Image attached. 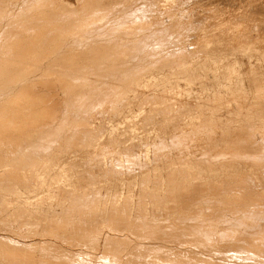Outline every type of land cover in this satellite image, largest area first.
<instances>
[{
    "label": "bare ground",
    "instance_id": "bare-ground-1",
    "mask_svg": "<svg viewBox=\"0 0 264 264\" xmlns=\"http://www.w3.org/2000/svg\"><path fill=\"white\" fill-rule=\"evenodd\" d=\"M51 1L52 0H16L14 3H12L10 0V2H6V4H4V7L6 6L7 8L0 6V63H4L0 65V103L5 101V104L0 105V168H2V171H0V212H8V208H31L32 210L36 211L46 209V213H44L45 218L56 220L58 227L61 228V232H55L53 235L57 237L61 236V241L64 243V247L56 246L55 241H50L46 239L47 236L39 233V225L35 229L36 233H33V236H31L30 239L25 240V243L27 242L26 244L28 245L38 244L40 246V254L32 251L36 253L37 258L34 260L24 257L18 259L11 254L13 247L11 248L7 245L8 240L2 239L0 246L3 250H5L6 254L3 257H0V264H264V160L262 153L264 152V120L261 122V124H256L257 122L254 123L255 121L253 122L252 120H249L251 118L250 114L254 113V111H251L253 105L250 108L251 110L248 109L251 111L250 114H248V110L247 112L244 110L245 114L242 112L243 115H239V111L238 118L232 115L234 114L230 110H234L230 107L232 104L227 108L223 107L227 110L230 108L229 110L232 112H230V114L233 116V118L236 117L235 123L232 122L236 124L234 126L231 121H229L232 125L230 123H226L227 126L220 127L218 122L219 120L217 121L219 117L214 118V114L209 115L210 119H204L207 126L205 122L203 125L205 124L207 128L212 130L208 131L211 133L214 131L215 133H219V136L216 135L217 133H214L217 139L213 136V133L210 134L215 138V140H218L217 143L220 144V148L216 151L215 149L211 150L213 153L208 155L207 153L211 152V148H207L209 145H211L210 141L208 142V138L210 137H207L208 140H206V137L203 136V138H205L204 140L207 141L206 144L210 143L208 146L205 144L207 147L200 142L201 138L195 137L196 139L200 140H197L199 141V143H196L197 149L198 144L199 149L202 145L205 146V149H208L207 152H204L207 154L206 158L204 157L205 159H197L198 161L193 162L194 164L187 162L188 159L192 160L195 157L193 155L196 148L195 145L194 152L192 151L193 149L191 150V153L193 152L192 155H190L191 153L188 151L190 153L189 156H194L193 158H187V160H183L179 157V155H177L180 160H183V164H181V161L177 160L179 158L175 156L176 161L180 162V170H174V172H171L173 169H171L172 166H169L171 170H169L170 173H168L166 178L168 191L166 190L165 194L168 203L161 209L160 205H158L160 210H158L156 206L157 211L152 214L146 209L143 202L140 201L136 203V212L134 215H132V208L134 207V204L130 201V199L128 197H121L109 192L110 187L117 186V179H110L112 176L107 178V176L102 177L100 175L102 178L106 179L104 181H102V179H98L100 182H95V180L100 177V172L97 170L99 172V177L95 179L93 176L95 173L92 171V169L89 170L83 167L87 157H95V163L92 161L93 159H88L91 160L96 166L98 163H102L104 160L102 159V161H100L99 157L102 156L100 151L105 147L114 148L115 143L117 142L116 139L111 133H109L108 138L104 137V135H102L103 131H106L107 129L112 130V126L121 124L125 121L127 123L128 129L124 126L126 131L123 130V133H137L132 130L135 129L137 125V123L132 120L135 115H137V117L138 113L141 115V112L143 111L142 109H144V107H146V110L148 108L150 109V107L153 105L155 108H163L160 102H165L167 100V94H165L166 98H164V101L160 99L162 101L155 103L157 101V97L153 95L152 98L155 96L156 101H149L152 98L148 97V94H146L148 90L150 92L151 87H149L150 89H146L147 91L145 88L150 85L152 86L153 84L156 86L155 84L157 82H161L162 76L158 77V74L154 75V69L149 71L151 67H153L155 64L157 66H154V68H157L158 66H162L160 68H163L166 65H168L166 66L167 68H170V65H174L172 64L175 61L174 59L170 60H174L173 62H170L169 60V62H166L167 57L172 55V52H170V55L168 56L167 51L169 50H161L166 42L167 45L178 42V46L181 48H177V52L179 53V55H177L182 57L180 54L185 53L184 48H182L185 46V43H188V41L191 43L198 41L195 43V46L193 47L194 49L190 47L193 50H190L187 44L185 48H189V53L196 50H208L209 48L210 52L207 51V53L212 55H209L210 57L208 56V61L210 59L216 63L217 60L219 61V59L225 57V55H228V53L233 56L232 53L235 51H241L240 54H242L243 51L246 52V54L249 51H256V53L259 52L258 55H260L261 53H264V46L262 45L263 42H261V36H264L263 31L261 28L259 31H257V33H260L258 34L260 36L259 38L257 33H253V30L256 31L255 26H257V30L259 25L264 27V11L260 15V8H257V10H260V12L256 10L258 15L263 16V18L260 19L262 20L260 22H263V25L261 23L255 22V19H253L252 22H255V24L252 25L248 33H243L236 36V38H234L235 42L233 44L225 45L220 42L214 43L215 41H221L222 38L215 39L211 35L203 34V31L205 30L203 26L204 20L198 17L193 11L191 13V19L189 22H187V24L181 23L178 24V26H171L169 31L154 29V33L143 35L137 43H126L128 46L126 53H129L133 56L131 60L129 58H122L121 54L123 52L118 48H113V43L110 42L112 39L110 34L111 30L127 26L128 24L124 23L125 20H121L116 24V27L113 26L114 28L110 25V27H107L106 22L103 26H100L104 20L108 19L110 16L113 17L112 13L109 15H104L102 10V8H105L104 0H74V4L72 3V0H63L64 5L74 8L73 10L67 9L64 12H59L56 9L49 8L50 4H52ZM132 1L133 0H124L122 2H115L113 4L115 11L118 10L119 12L120 10L121 12L123 10L122 14H118V19L115 17L117 19L116 21L120 20L121 17L126 19L132 16V18H134V15L137 13L148 12L146 6H144L145 8L143 7L144 9L141 8V11L132 9L133 4L130 6ZM204 1L205 0L198 1L196 4L199 5V7L207 6L211 0L207 1V3L206 1L204 3ZM227 1L231 3H233V1L235 2V0ZM150 2L151 1L147 2V4ZM152 3H154V1ZM186 3L184 2V4ZM225 3L227 4L226 1ZM2 4L3 2L0 0V5ZM139 4H141V2H139ZM158 5L159 4H157L156 7ZM159 6L157 7L159 8L157 10H161ZM194 6L195 4H193V7ZM228 7L230 8L229 3ZM256 11L254 12L255 14H257ZM150 12L151 11H149V14L152 15L153 12ZM254 13L250 14L254 16ZM186 15L188 16V12ZM184 16L185 14L182 16V18H184ZM133 21L131 20V23ZM127 23H129V21ZM249 23H251V21ZM145 25V27H143L146 31L148 27L150 28L149 21L146 22ZM71 29H77V31L74 33H68ZM263 38L264 37H262V41L264 40ZM169 39H172V42L169 43ZM256 39H258L260 42L256 41ZM46 46H49L47 47V50L44 49ZM174 47H177V45ZM41 48H43L44 51ZM166 48H168V46ZM171 48L172 47L170 45V49ZM197 51L195 52L196 55L194 54L195 59L198 58ZM186 53V56L191 55H187ZM202 53H204V51ZM238 53H235V55ZM32 54H42V59L46 63L45 67L41 65V62L35 67L36 71L40 73L36 80H43L44 82L42 81L39 83H33L32 81L27 80L30 78L27 75L9 74L10 71H20L22 69H26L24 66V61L26 60H23L21 57ZM69 55H71V57L74 56L76 58V62L84 60L88 66H78V64L73 65L72 63L74 62V59L70 60V64H68L69 66L62 65V62H64ZM185 55L183 56L184 59L186 58ZM243 55L245 54L243 53ZM258 55L256 54L255 57L257 58ZM178 56H174L173 58H177L179 60ZM238 56L233 57H236L237 59ZM242 57L244 58L245 56ZM248 57L249 56L246 58ZM187 58H190L192 63L195 60L193 58L192 61L190 56ZM249 58L252 60L251 56ZM225 59L223 58V61H227L228 58L225 57ZM202 60L200 59V61ZM231 60L232 59H230V61ZM235 60L232 61V63H237ZM248 60L246 62H248ZM181 61L182 60L179 62ZM220 61H222V59ZM228 62L229 61L225 62V65L220 62L221 65H224V67L226 66L225 69L223 67V75H225L229 68L234 69L235 65L233 66V64H227ZM174 63L176 64L177 62ZM186 63L187 61L185 60L181 62L182 65L179 63V70L176 69V66V68H174L178 71H180L181 67L184 68L182 69L184 71L182 77L186 79L185 83L188 81L197 82L196 79H200L199 77L201 76L199 75L198 71H203L204 69H207V67L202 65L203 67L201 66V68L197 71V65L195 64L196 66H192L190 68H194L196 71L193 70L194 72H190L188 70V66L192 64L187 66L189 63ZM243 63L244 62L241 64ZM204 65H207V63ZM217 65L218 64H216V67ZM53 66L57 67L53 68ZM55 69L59 70L60 72L53 73L52 75L49 74V70ZM159 69H155L156 72ZM171 69L173 70V68ZM164 70L165 69L160 72L163 73ZM210 70L212 73L211 68ZM144 71L149 72L148 74H145ZM169 72L170 71L167 73L172 74V72ZM201 74L204 75L207 73ZM177 75H179V72ZM212 75L214 74L212 73ZM212 75L209 76V78H211L209 82L211 83L214 79V76L212 79ZM173 77L175 76H172V78ZM203 77L205 78V76ZM105 78L106 80L113 79V81H104ZM177 78L179 77L177 76ZM177 78H175L176 80L173 78V80L178 81ZM53 79H56L59 82L56 83L53 81ZM206 79H208V76ZM225 79L227 82L230 81L229 78ZM167 80L163 86L161 84L160 87L163 89L160 91H166V88H168L166 86L168 82H173ZM179 80H181V78ZM218 80L219 75L215 81ZM164 81L165 79L163 82ZM201 81L202 79H200V82ZM171 84L172 83L168 85ZM141 85L146 87H144V89H140ZM201 87L203 88V86H200L199 88ZM255 89L256 91L254 94V101H259L262 97V99H264V88H262L256 82ZM154 91L156 90H153V92ZM219 91L221 94H223L221 90ZM164 93L159 95L163 96ZM214 93L217 95V92ZM168 94L170 95V93ZM172 94L169 97H172ZM216 95L212 99V108L210 109H213L214 107L216 108L217 106L219 107L220 104H224L220 102L222 101L221 99L229 100L230 102L227 103L230 104L233 101L231 99L234 98V94H229L231 95L229 99H224L223 97L225 96L217 99ZM161 96L158 97V99L161 98ZM173 97L172 99L177 98L176 96L175 98ZM237 97L238 96L235 98ZM20 98L23 99L20 100ZM146 98H150L147 101L153 102L152 106H149L148 102H145V106L143 107L142 104ZM243 98H246V96ZM143 99L144 101L141 104L143 107L141 109L142 111L140 109H136L138 108L137 106L140 105L137 102L140 103V100ZM199 99L200 98L195 100ZM183 100L184 102H187L186 99ZM200 100L196 102L197 105ZM240 100L241 102H244V99L242 100V98L239 97L238 101L240 102ZM172 101L175 103V100ZM191 101L192 100L189 99V102ZM238 101L237 103H239ZM9 102L11 104L7 106L6 104ZM192 102L195 104V101ZM260 102L261 101L258 103ZM135 103L137 105L135 109L141 111H137V114H135L136 112L133 108ZM168 103L166 102L164 104L168 105ZM173 103L171 104L170 102L169 104L173 105ZM201 103L203 102L201 101L199 104ZM205 103H209L205 104L206 106L210 105V102L207 100ZM252 103L255 105V102ZM258 103L254 109L257 115L262 116L264 114V102L261 104ZM147 104L149 107L146 106ZM183 104L185 105V103ZM244 105L247 106L246 104ZM168 106L170 107V105ZM191 106L194 107L196 105ZM232 106L234 107V105ZM241 106H243L242 103ZM197 107L198 106H196V108ZM243 107L239 108L238 110L242 109ZM155 108L153 107V109ZM182 108L180 109L181 112ZM191 108L186 110L194 109ZM145 109L144 111H146ZM153 109L152 111L154 112ZM210 109H208L209 112ZM150 110L149 112L144 113L145 116L142 115L144 117L141 118V121H150L152 118L151 115L153 114L152 111L150 113ZM158 110L159 109H157V111ZM159 111L158 113H161V111ZM162 111L163 113L161 114L166 115V113H164V111H166L165 107L162 109ZM217 111L221 112L219 110ZM241 111H243V109ZM107 112H109V114L108 116H105H107L106 118L108 121H111L109 126H106L107 128L103 127V121L100 123H95L92 121V117L94 118L95 115L100 114L103 116L104 113L107 114ZM167 112H169L170 115L173 113H170V110ZM214 112L215 111H213V113ZM177 113H179V111ZM161 114H159V116H161ZM26 115L29 117L27 122L24 121V117ZM153 115V118H155L156 114ZM170 115L168 118H170ZM200 116L203 117L202 114H200ZM161 117L159 118L162 121L163 118L161 119ZM198 117L199 114H197L196 119L198 122H200ZM212 118L214 119L212 120ZM259 120L258 118L256 119V121ZM153 121H155V119ZM214 122H218V124ZM171 123L172 122H169V125ZM200 126H202V124ZM192 130L195 129L193 128ZM172 131H174V129ZM199 132H202V130H199ZM195 134L200 137L198 133ZM174 135L175 134L171 135L172 138ZM183 135H185V133ZM178 136L181 137L180 134ZM176 139L174 144H176ZM183 139H185V137ZM188 139L189 138L187 137L186 140ZM211 139L212 138H210V140ZM194 141L195 140H193V142ZM214 145L216 146L218 144ZM126 146L127 151L125 155L127 163L129 166H134L136 165L134 159L136 154L133 155L134 152L131 153L130 148H133L132 146H135V144L128 142ZM191 146L193 147L192 144ZM188 148L189 146L186 149ZM204 148L202 151H205ZM215 148H217V146ZM174 150L175 149H173V151ZM173 151V155H176ZM179 151H181V149ZM72 153H78V156L81 157L78 164L80 163V167L84 169V172L81 174V176H79L76 187L71 189H57L54 199L50 198L51 200H54V202L57 200L56 204L58 206L54 204L55 207L57 206L56 208L52 205L53 201H50V203L45 205L40 204L39 201L42 200L41 197L35 201L17 205L7 203L6 197L11 195L6 193L15 194L19 191L18 187L21 184L24 185V190H33L37 184H35V186H33L31 189H28L29 184L27 181L23 180V172L15 171L11 172L9 175H6L7 170L5 167H2L4 160H11L21 163L22 161L34 160L39 156L50 155L51 158H61L69 156ZM185 153L186 152H184V154ZM166 154H168V152ZM97 157L99 159L98 163L96 162ZM166 157L167 155L165 158ZM186 157H188V155ZM168 158L170 157L168 156ZM196 158H199V156ZM171 159H173V157ZM171 159H168L169 163L172 161ZM81 160L85 162H82ZM155 160L156 159H154V161ZM168 160H165L167 163H164L163 161L160 165L162 166L163 164H168ZM184 161L187 163H184ZM161 162L159 161V163ZM159 163L154 165H158ZM94 164L92 165L94 166ZM148 164L149 163L146 162L147 167H151L148 166ZM173 164L175 165L174 162L172 165ZM85 167H87V165ZM159 167L157 166V168ZM92 168L96 169L97 167L95 168L94 166ZM154 168L155 169H153V172L156 174L158 171L156 167ZM140 170L141 169H139V171ZM102 171H104V169L101 170V172ZM129 171H132V169ZM201 172H204L205 174ZM142 174L141 181L145 182L147 175L144 176L145 172H142ZM195 175H198L200 178V182H198L199 187L197 188L190 185V180L194 178ZM49 178H52V176L46 175L45 179L48 180ZM207 178L210 179L207 180ZM36 179L37 176H35V180ZM178 179H180L181 182H179ZM39 181L42 182L43 179H39ZM44 183L46 182L44 181L40 184ZM154 190L158 191L157 188H154ZM159 190H162V187L159 188ZM35 196L36 195H34V197ZM56 196H58L57 199H55ZM155 197L159 198V196ZM161 201L162 199H160L159 202ZM36 219L40 220V216ZM101 225H104L103 228ZM103 229L106 230L105 233L103 232ZM122 230L129 231V234L122 233ZM119 232H121V234H119ZM133 236L135 239L131 240ZM101 239L103 240V243L100 245L99 241ZM168 242L178 243L180 245L188 244L189 247L192 245L193 248L198 250L197 252L192 250L187 251L188 249L175 250L173 246L176 244H173L171 247L169 246L171 244L167 245ZM201 249L205 252H208V254H214V257H207L208 254L207 256H203V253V255H201ZM106 254H111V256H106Z\"/></svg>",
    "mask_w": 264,
    "mask_h": 264
},
{
    "label": "rangeland",
    "instance_id": "rangeland-1",
    "mask_svg": "<svg viewBox=\"0 0 264 264\" xmlns=\"http://www.w3.org/2000/svg\"><path fill=\"white\" fill-rule=\"evenodd\" d=\"M15 1L16 0H11L12 3H14ZM122 1H124V0H104L105 8H102V10L104 12V15H106V14L109 15V14L112 13L114 18L112 16H110L106 20H109V19H112V20H109V21L104 20V22H102L100 26H103L105 24V22H106L107 27L109 25L112 26V27L113 26L116 27L117 23H119L121 20H123V21L125 20L124 23L128 24L127 26H124L123 28H116V29H112L111 30L110 34H111L112 39L110 40V42L113 43L112 44L113 48H116V49L118 48V49H120L123 52L121 54L122 58H129L131 60H132L133 56L130 55L129 53H126V51L128 49V46H127L126 43H129V44H131L133 42L137 43L139 41V39L143 35L149 34V33H154L153 32L154 29H162V30L169 31V28L171 26H178V24H181V23L187 24V22H189V20L191 19V13L193 11L197 14L198 17H200V18H202L204 20L203 26H204L205 30L203 31V34L204 35H211L215 39L222 38L221 41H215L214 43L220 42L223 45H225V44H233L235 42L234 38H236V36H238L240 34H243V33H248L250 31L252 25L255 24V22L261 23L260 21H262V20H260V19H262L263 16H260V15L264 11L263 10L264 9V0H235V2L233 1L234 4L229 2V1H227V0H225L227 2V4L225 3L224 0L223 1H221V0H211V1L210 0H205L206 3H207V1H210V2L207 4V6H202L205 3V1H204V3L201 5L202 7H199V5L196 4V3H198V1H201V0H196L197 2L195 0L194 1H191V0H187V1L186 0H182V1L181 0L180 1H178V0H149L151 2L148 3V4H147V2H149L148 0H143L144 2L142 0H133L132 2H134V3L131 2V4H130V6L133 4L132 5V9L141 11V8L144 9L145 8L144 6H146L147 9H148L147 10L148 12H146V13H143V12L142 13L141 12L137 13V14L134 15V18H132V16L128 17L126 19L121 17L120 20L116 21L118 19V14L119 15L122 14L123 10L121 12H120V10H119V12H118V10L115 11L113 4L115 2H122ZM135 1H137V2H135ZM145 1H146V3H145ZM153 1H154V3H152ZM2 2H3V4L0 5V6L4 7V4H6V2H10V0H2ZM139 2H141L142 5L139 4ZM184 2L185 3L187 2V3L184 4ZM189 2H191L192 5ZM51 3L52 4H50L49 8L56 9L59 12H64L67 9H69V10L70 9H72V10L74 9V8H72L70 6L68 7V6L64 5L63 0H52ZM72 3L73 4L75 3L74 0H72ZM143 3L147 4V5H144ZM228 3H229L230 8L228 7ZM157 4L160 5V6L159 5L158 6L160 7L161 10H157V9H159V8H157L158 6L156 7ZM188 4H190V5H188ZM193 4H195L194 7H193ZM66 7H68V8H66ZM138 7H139V9H138ZM149 8H151V9H149ZM257 8H260L261 12H260V10L258 11ZM256 10L258 12H260L259 13L260 15H258V12ZM149 11H151L150 13L153 12L154 14L153 13H152V15L149 14ZM156 11H158V12H156ZM186 11L188 12V16L186 15L187 14ZM255 11L257 12V14L254 13ZM116 12H117V14H116ZM250 13L251 14L254 13V16L251 15ZM184 14L188 18H186L185 16H184V18H182V16ZM124 17H125V15H124ZM133 19H134V21H133ZM253 19H255V22H252ZM131 20L133 21L132 23H131ZM128 21H129V23H127ZM148 21H149L150 28L147 26L149 29L147 28L148 31L147 30L145 31L144 27L146 26L145 24ZM183 21H185V22H183ZM250 21H251V23H249ZM112 22H113V24H112ZM141 22H143L144 24L141 23ZM261 24L263 25V22ZM256 25H258V24H256ZM260 28L263 31V35H264V27H262L261 25L258 26V30H257V26H255L256 31L253 30V33L254 34L257 33V31H259ZM76 31H77V29H71L68 33H74ZM262 31H261V33H262ZM258 34H260V33H257V35ZM262 37H264V36H261V42H263L262 45L264 46V40L262 41ZM259 38H260V36H259ZM256 41H258V39H256ZM168 42L169 43L172 42V39H169ZM197 42L195 41V42L191 43L190 41H188V43L187 42L185 43V46L187 44V46L189 48L190 47L193 48L195 46V43H197ZM258 42H260V41H258ZM174 43H170L169 45H167V42H166V44L164 45L165 48L162 47L161 50L162 49L169 50V51L166 50L168 52V56L170 55V52H172V55L167 57V61L166 62H169L170 60L174 59L175 61L174 60L173 61L177 62L176 63L177 65L173 61H170V62H173L172 64H174V65H170L169 64L171 66L170 68L166 67L168 65H166V66L164 65L165 67H163V68H160L162 66H158L157 68L156 67L154 68V66H157L155 64L153 67H151V69H149V71L154 69V71H153L154 75L158 74L159 75L158 77H161V76L163 77V78L161 77V82L159 81L160 83L157 82L155 84L156 86H154V84H153L152 86L150 85V86H147V88H145V90H146V89H150L149 87H151L150 92H149V90L148 91L146 90L150 94L147 93V92H146V94H148V97H150V98H152V96L155 95L157 97L156 98L157 101L155 100V96H154V98H152V99L149 98L150 100L146 98L145 101L143 99V100H140L141 101L140 103L137 102L138 104L141 105L143 103V101H144V103L142 104L143 107H144L145 106V102L146 103L148 102L147 100H149V101L152 100L153 102L156 101L155 103H159L162 100L164 101V98L168 97V98H166L167 100L165 102H160V104L163 106V108H155L154 105L152 106L153 102H148L149 106H152V107H150L151 110L148 108L149 106L147 104L146 106H148L147 107L148 109L146 110L145 109L146 107H144V109L146 110V111H144V109H142L143 108L142 105L140 107V105L137 106L136 103H135L134 104L135 107L133 106L134 111L136 112V113L134 112L135 114H137L141 109L144 111L143 112L141 110L142 111V112L140 111L141 115H140V113H138V117H137V115H135L136 116V117L134 116L135 119L134 118L132 119V120H134L137 123L136 128L132 129V130L134 132H137V133H125L124 134L123 132L126 131V128L128 129L127 123L125 121L123 122L125 125L123 123L118 124V125H114V126H112V130H108L107 129L106 131H103V133H102V135H104V137H106V138H108L109 133H111L112 136L117 141L115 143L114 148L113 147L112 148L111 147H109V148L105 147V148H103L100 151V153H102V156L99 157L100 161H102V159L104 161H102V163L100 162L101 164L98 163L99 159L97 157L96 162L98 164L96 163L97 164V166H96L94 164L95 163V157L94 158L93 157H87L86 160H85L86 162L81 160L82 162H85V164L83 165V167L85 169H89V170L92 169V171L97 175V176L95 174L93 175L95 179L101 175L102 177H104V176L106 177L107 176V178L112 176V177H110V179H117L118 180L117 186L110 187L109 192L113 193L115 195L121 196V197H128L130 199V201L134 204V207L132 208V215H134L135 212H136V207H135L136 203H138L140 201L143 202L144 206L146 207V209L151 214L157 211L156 206L158 208V205H160V209H161L168 203L167 199L165 197L166 190H167L166 178L168 176V173H170L169 170L173 169V171L171 170V172H174V170H180V168H179V166H180L179 163L180 162L179 161H181V164H183V162H182L183 160H185V159L187 160V158H193L194 156H195L194 158L199 156V158H196V159L193 158L192 159L193 161L191 159H188V161H187L188 163L189 162L190 163L197 162L198 160H201L204 157L206 158L207 154L209 155L210 153H213L211 150L215 149V151H216V150H218L220 148V146H219L220 144L217 143L218 140H215V138L217 139V137L215 136V134L217 132L216 133H215V131L212 132L213 136L215 137L214 138L213 136H211L212 133L210 131H212V130H210L209 128L206 127L207 124H206V121L204 119H206V120H208V118L210 119V117H209L210 114H212V115L214 114V116H215L214 118L219 117V119H217V121L219 120L218 122H219L220 127H223V126H227L226 123H230L229 121H231V123L232 122L235 123V118L239 117L238 116L239 111L241 113V114L239 113V115H243L242 112H244V110H246V112H247L248 109L251 110L250 108L253 105L252 106L253 108H252L251 111L252 112L254 111L253 114L255 116L253 114H250L251 111L248 110V112H249L248 114L251 115L250 116L251 118L249 120H252L253 122L255 121L254 123L257 122L256 124H259V123L261 124V122L264 120V116H263L264 114L262 116H259V115L256 114V111L254 109L256 104L259 101H261V102L258 103V104H261V103L264 102V99H262L263 98L262 96H261L262 98L259 97L261 100H259V101L255 100L254 101V99H255L254 98V94H255V91H256V89H255L256 82L262 88H264V53H261L260 55H258L259 52L256 53V51L255 52L254 51H249L246 54V52L243 51L242 54H240L241 51L240 52L239 51H237V52L235 51L234 53H232L233 56H238V55L241 56V57L238 56L237 59H236V57H233V56H231V54L228 53V55H225V57L228 58L227 61H229L227 64H233V66L234 65L235 66H234V69L229 68L226 71L225 75H223V71L222 70H223V67L225 65V62H227V61H223V58L225 59V57L221 58L222 61H220L221 59H219V61L217 60V63L215 61H213V60L211 61L210 59L208 61V58L210 57L209 55H212V54L207 53V51L210 52L209 48H208V50L207 49L203 50L204 53H202L203 52L202 50H198V51L196 50L198 58L195 59L194 54L196 55V53H195L196 51H193V52L189 53L190 50H193L194 48L193 49L190 48V50H188L189 48H187V47L185 48V46H183L182 48H184L185 53L187 52L186 53L187 55H189V54L192 55V56L189 55L192 58V61H193V58L195 59L193 61V63H192L190 58H187L189 56H186L185 53H183L186 56L185 59L183 57L184 56L183 54H180L182 57L178 56L179 53L177 52V48L180 47V46H178L179 45L178 42L177 43L174 42ZM192 44H193V46H192ZM166 45L168 46V48H166L167 47ZM170 45L172 47L171 48L172 51L170 49ZM175 45H177V47H174ZM260 45H261V43H260ZM47 47H49V46L44 47V49L47 50ZM41 49L44 51L43 48H41ZM235 53H238V54L235 55ZM243 53L245 55H243ZM203 54H207V55H203ZM256 54L258 55L257 58L255 57ZM246 55L249 56V57L251 56L252 60L249 57H248L249 58V60H248V58H246L247 57ZM174 56L175 57L178 56L179 60L177 58L176 59L173 58ZM227 56H229V57H227ZM242 56H245V57L243 58ZM252 56H254V57H252ZM21 58L23 60H26V61H24V66L26 67V69H22L20 71H10L9 74H13V75H27V76L30 77L29 79H27L28 81H32L33 83L42 82L43 80H36V78L39 76L40 73L38 71H36V69H35V67L37 65H39L40 62H41V65H43V67L46 66L45 61L42 59V54L24 55ZM202 58H203V60H202ZM240 58L242 59V61H241ZM245 58L248 60L249 63L246 62L247 60ZM72 59H74V62L72 63L73 65H77L78 64V66H88V64L84 60L80 61V62H76V58L74 56L71 57V55H69L65 59V61L62 62V65L69 66L68 64H70V60H72ZM200 59L202 61H200ZM230 59H232V60L230 61ZM243 59H245V60H243ZM180 60L187 61V63H189V64L186 63L187 66L192 64V65L188 66V70L190 72L191 71L194 72L196 70L198 71L201 68L202 65L207 67V69H204L203 71L202 70L198 71L199 75H201L199 78L202 79V81L200 82V79H196L197 82L196 81H194V82L196 84L198 83L199 86H198V84L196 85L193 81L192 82L188 81L189 83L186 82L187 83V85H186V83H185L186 79H184L182 77V74L184 72L182 69H184V68L181 67L180 71H178L179 67H180L179 63L181 64V62H182V61L179 62ZM196 60H197V62L195 63ZM234 60L237 61V63L236 62L232 63V61H234ZM238 60H239V62H238ZM199 61H200V63H199ZM203 61H204V63H203ZM205 61H206L207 65L209 64L208 66L204 65V64H206ZM240 61H241V63L242 62H244V63L241 64ZM220 62H222V64H224V65H221ZM1 64H4V63H0V65ZM216 64H218L220 66L217 65V67H216ZM50 66H52V65H50ZM192 66H196V70L194 68H190ZM56 67L57 66H53V68H56ZM174 67L176 69H178V70H176ZM171 68H173V70ZM210 68L212 69V73L214 75H212ZM225 68H226V66L224 67V69ZM155 69L156 70L159 69V70L156 72ZM163 69H165L164 72L165 71H167V72L170 71L169 73L172 72V74L174 73L175 75L174 74L173 75L172 74H168L167 72L161 73L163 71ZM55 70H49V74L52 75L53 73L60 72L57 69H55ZM218 70H220V71H218ZM149 71H144V73L148 74ZM206 71H209V72H206ZM178 72H179V75H177ZM200 72L201 73H207V74L203 75ZM166 73H167V75H166ZM209 73L212 75V79H213V76H214V79H213L212 83L209 82L211 80V78H209V76H211ZM215 73H218V74H215ZM176 75L179 78H177ZM206 75L208 76V79H206L207 78ZM216 75L217 76L219 75V80L218 81H215L217 79ZM172 76H175L173 78L174 79L177 78L178 81H174ZM203 76H205V78ZM167 78H168V80H167ZM171 78H172V80H171ZM180 78H181V80H179ZM225 78H229L230 81L227 82ZM164 79H165V81L163 82ZM204 79L207 80V81H205ZM107 80H106V78L104 79V81H107ZM111 80L113 81V79H109L108 81H111ZM166 80L167 81L170 80V81H173V82H168V84L172 83L171 85H168V84L166 85L168 87V88H166V91L167 90L168 91L167 92L166 91L162 92L160 90H162L163 88L160 87V86H161V84L163 86V84H165ZM198 80H199V82H198ZM53 81L56 82V83L59 82L56 79H53ZM190 82H191V84L192 83L193 84L191 85ZM206 82L207 83L209 82V83L207 84ZM174 83H177V84H174ZM205 83H206V85L204 86ZM188 84H189V86H188ZM229 84L231 85V87H230ZM170 86H172V87H170ZM200 86H203V88L202 87L199 88ZM141 87H143V88H141ZM144 87H146V86L141 85L140 89H144ZM152 87H153V89H152ZM153 90H156L159 93H157L156 91L153 92ZM219 90H221V92L223 94H221ZM214 92H217V95ZM156 93L158 95L159 94L162 95V93H164V94H163V96H161V95L158 96ZM168 93H170V95L173 93L174 95L172 94V97L174 96L173 98H175V96H176L177 98L172 99V97H169L170 95ZM165 94H167V96ZM229 94H231V95L234 94L233 95L234 98L232 97L233 99H231V100L234 101V99H235L236 102L232 101L233 103L231 102L230 104H228L230 102L229 100L221 99L222 101H220V102H222L224 104H222V105L220 104L221 105V106L219 105L220 108L217 106L218 108L214 107L213 109H210V108H212V106H211L212 99H213V97L215 95H216L217 99H220L223 96H225V97H223L224 99L225 98L229 99L231 97V95H229ZM242 94H243V96H242ZM160 96H161V98L158 99V97H160ZM236 96H238V97L235 98ZM245 96H246V98H243ZM239 97L242 98V100L244 99L243 100L244 102H241V100L239 102L238 101ZM180 98L181 99L182 98L186 99L187 102H184V100L183 99L181 100ZM198 98L202 99V100H200V99L199 100H200V102L202 101L203 103L199 104L200 102H198V105H197L196 102L199 101V100H195V99H198ZM259 98H257V99H259ZM22 99L23 98H20V100H22ZM160 99H162V100H160ZM189 99L192 100V101H195V104H193L194 102H192V101L189 102ZM172 100H175L174 102L176 104L173 103ZM203 100H205V101H203ZM206 100L208 102H210L209 106H211V107L205 105V104H209V103H205ZM168 101H169V103L171 102V104L173 103V105L169 104ZM237 101L239 103H237ZM245 101H247V102H245ZM4 102L0 103V105L1 104H5ZM166 102L168 103V105H170V107L167 104H164ZM180 102L185 103V105L183 103H180ZM250 102L251 103L255 102V105L253 103L251 104ZM18 103H20V102H18ZM241 103H242V105L245 108L246 107H249V108L245 109L243 106H241ZM249 103H250V105H249ZM10 104L11 103L9 102L6 105L9 106ZM231 104L234 105V107ZM244 104H246L247 106H245ZM180 105L182 107L183 106L184 107L182 108ZM191 105H196L199 108L198 107L196 108V106L193 107ZM225 105H227V106H225ZM229 105H231L230 107L234 109V110H232V109L229 108L234 113L232 115L236 116L234 118L230 114L231 111L229 109L228 110L226 109ZM136 106L138 108H136ZM178 106H179V108H178ZM153 107L155 109H153ZM164 107L166 108V111H164V113H166V115L169 114V112H167L169 110L171 111L170 113L173 112L171 115L169 114L170 118H168L169 115H167V117H166V115L161 114V113H163L162 109H164ZM180 107L182 108V112L183 113L181 112V110H180L181 108ZM191 107L194 108V109H192ZM207 107H208V109H210V112L208 111ZM223 107H226V108H223ZM241 107H243L242 108L243 111H241L242 109L238 110ZM135 108L136 109H140V110L138 111ZM189 108H191L192 110H186V109H189ZM152 109L154 110V112L152 111ZM157 109H159L161 111V113H158L159 110L157 111ZM172 109L177 111V112L179 111V113L173 111ZM176 109H178V110H176ZM224 109L227 110L226 111L227 114H226V112H224L225 111ZM149 110H150V113L152 111L153 114H156L155 118H153L154 115L152 114L151 116H152L153 119L151 118L150 121H148V122L141 121V118L145 116L144 113L145 112H149ZM212 110L215 111V112L213 113ZM217 110H219L221 112H218ZM235 110H236V113H235ZM108 114H109V112H107V114L104 113L103 116H101L100 114L99 115H95V117H99V118H95L94 117L95 118L94 119L92 117V121H94L95 123H100V122L103 121V125H104L103 127L107 128L109 126L110 122H111L110 120L108 121V119L106 118L108 116ZM159 114H161L162 117L159 116ZM197 114H199L198 119H200V122H198V120L196 119ZM200 114H202L203 117H201ZM244 114H245V112H244ZM105 115H107V116H105ZM142 115H144V116H142ZM217 115H219V116H217ZM156 117H158V118L161 117V119L162 118L163 119H167L168 118V119L167 120H163L162 119V121H161L160 118L158 119ZM164 117H166V118H164ZM261 117H263V118H261ZM104 118H106L107 120L104 119ZM214 118H212V120ZM248 118H249V115H248ZM257 118H258V120L259 119L260 120L256 121ZM154 119H155V121H153ZM244 119H246V118H244ZM28 120H29V117L26 115L24 117V121L27 122ZM168 120H169V122H172L171 123L172 125L171 124L169 125ZM201 120H202V122H201ZM204 122H205L206 126H205V124L203 125ZM218 122H214V123L218 124ZM174 123H175V125H174ZM197 123H199L200 125L202 124L203 128H202V126H200ZM234 123H232L233 126L236 125ZM198 125L201 128L198 127L199 128L198 129L197 128ZM122 128H124V129H122ZM193 128L195 130H192ZM196 128H197L198 131L196 130ZM173 129H174V131H172ZM177 130H178V132H179L181 137L178 136L179 134H178ZM179 130L181 131V133L182 132L183 133L181 134ZM199 130H202V132H199ZM208 130H210V131H208ZM190 131L191 132L193 131V132L191 133ZM172 132H173V134H175L174 135L175 137L173 136V138L171 136V135H173ZM41 133H40V135H41ZM184 133H185V135H183ZM195 133H198V135L200 137H198ZM218 134L219 133H217L216 135H218ZM186 135H188V136H186ZM183 136L185 137V139H183L184 138ZM203 136L206 137V140L209 139L208 142L210 141L211 145H209L210 143L206 144L207 141L204 140L205 138H203ZM176 137H177V139H176ZM187 137L190 139V141L191 140L192 141L190 142L189 139L186 140ZM195 137L196 138H201L200 139L201 141L199 139H196ZM207 137H210L212 139L211 140H210V138L207 139ZM171 138H172V143H171ZM202 138L205 141V143L202 140ZM175 139H176V144H174ZM178 139H179V141H178ZM180 139H181V141H180ZM193 140H195V141L193 142ZM197 140H199L204 145L205 144L207 146L209 145V147H207L206 145L205 146L208 149L211 148L210 149L211 152L208 151L209 153H207V154L204 153V152H207V150H208L207 148L206 149L204 148L205 147L204 145L200 146V149H199V144H198V149H197L196 143H199V141H197ZM186 141H188V142H186ZM211 141L212 142L215 141L216 143L215 142L212 143ZM128 142H131V143L135 144V146L137 145L136 146L137 148L135 146H132L133 148H130L131 153L134 152L133 155L136 154L134 156L136 165H134V166H129L128 163H127V160H126V155L125 154H126V151H127V146L126 145H127ZM181 142H184V143H181ZM172 144H174V145H172ZM191 144L193 145V147L191 146ZM214 144H218V145H216L217 148H215L216 146ZM194 145L196 146V148H195ZM212 145H213V149H212ZM188 146H189L188 149L191 148L190 150L186 149ZM134 147H135V149H134ZM202 147L205 149V151H202L203 150ZM179 148L181 149V151L183 153L181 151H179L180 150ZM194 148H195V152H194ZM104 149H106V150H104ZM173 149H175V150L173 151ZM196 149H197V152L200 153V154H198L196 152ZM165 150H166V152H165ZM191 150L194 152V153L192 152L193 155H194L193 157L189 156V154L191 153ZM172 151L176 155H173ZM167 152H168V154H166ZM184 152H186L187 154L186 153L184 154ZM177 153H179V154H177ZM192 153L190 155H192ZM262 153H263V160H264V152H262ZM181 154L183 155V157H182ZM78 155H79L78 153H72L69 156L61 157V158H59V157L51 158L50 155H45V156H39L36 159L31 160V161H22L21 163H18V162H15V161H11V160H4L3 163H2V167H5V169L7 170L6 175H9L11 172H15V171L16 172H23V174H24L23 175V180L27 181L28 184H29L28 185V189H31L33 186H35V184H37L33 190H24V185L21 184L18 187L19 191L16 192L15 194L14 193L13 194L12 193H6V194L11 195L9 197H6L7 203H11L12 205H17V204H22V203H26V202H32V201H35V200H37L38 198L41 197L42 200L39 201L40 204L45 205L47 203H50V201L51 202L53 201L52 205L53 206H54V204L57 205L56 204L57 200H55L56 202H54V200L50 199V198L54 199V197H55V195L57 193V189L58 188L71 189V188L76 187V184L78 182L79 176H81V174L84 172V169L80 167V163L78 164L79 159L81 158ZM164 155L165 156L167 155V157L165 158ZM177 155H179V157L182 158L183 160L182 159L180 160V158ZM187 155H188V157H186ZM168 156L170 158H168ZM175 156H177V158H179V159H177L179 161H176V157ZM137 157H138V159H137ZM172 157H173V159L175 157V159H174L175 161L173 159H171ZM88 158L91 159V160L93 159L92 161L94 163H92V161L89 160ZM154 159H156V160L154 161ZM158 159H159L160 162L163 159L162 162L164 161V163H167V162H165L166 159L167 160L171 159L172 161H170V163H171L170 164L169 160H168V164H166L168 166L163 164L166 167H164L162 165L163 166V168H162V166L160 165V164H162V162L159 163ZM145 161L147 163H149L148 166H151V167L148 168ZM153 161H154V163H153ZM30 162H32L33 164L30 163ZM88 162H89V164L92 167L95 166V168L96 167L97 168L96 169L92 168L88 164ZM140 162H142V163H140ZM173 162L175 163V165L174 164L172 165ZM185 162L186 161H184V163ZM157 163H159V164L158 165H154V164H157ZM176 163H177V165H176ZM92 164H94V166ZM86 165H87V167H85ZM98 165H99V168L101 166L100 170L98 168ZM139 165H140V167H139ZM157 166L158 167L160 166L161 168L160 167L157 168ZM169 166L170 167L172 166L171 169H170ZM154 167H156L157 171H158L156 174H154V172H153V169H155ZM103 169H104V171L101 172V170H103ZM130 169H132V171H129ZM134 169H135V171H134ZM139 169H141V170L139 171ZM97 170L100 172V174H99V172ZM0 171H2V168H0ZM142 172H145L144 176L147 175V179H145L146 183L141 181V177L143 175ZM201 173L205 174L204 172H201ZM98 174H99V176H98ZM46 175L47 176L51 175L52 178H49L47 180V179H45ZM35 176H37L36 180H35ZM101 176L96 179L97 181L94 179L95 182H100L99 180H101V179H102V181H104L106 179V178H102ZM39 179H43V181L41 182V181H39ZM209 179L210 178H207V180H209ZM94 180H93V182H94ZM178 180H179V182H181L180 179H178ZM44 181L46 183L40 184V183H43ZM198 182H200V178H199L198 175H195L194 178H192L190 180V185L192 187H196L197 188V187H199V183ZM161 187H162V190H159V188H161ZM154 188H157L158 191H155ZM34 195H36V196L34 197ZM155 196H159V198H156ZM57 198H58V196H56L55 199H57ZM4 199H5V197H4ZM160 199H162L161 202H159ZM169 205H172V204H169ZM160 209L158 208V210H160ZM7 211L8 212H4V213L0 212V244L2 243V241H1L2 239H7L8 240L7 241V245L9 247H11V248L13 247L12 248L13 250L11 251V254L13 256L17 257L18 259L24 257V258H28V259L34 260V259L37 258L36 253L40 254V252H41L40 251V246L38 244L37 245H33V244H29L28 245V244H26L27 242L25 243V240L30 239L31 236H33V233H36L35 229L39 225H40L39 233L44 234L45 236H47L46 239H48L50 241H55L56 246L64 247V243L61 241V236L57 237V236L53 235L55 232H61V228L58 227V225L56 223V220L46 219L45 218L44 213H46V209H43L41 211H36V210H32L31 208H29V209L8 208ZM21 211H24V212H21ZM39 216H40V220H37L36 218L39 217ZM103 226L104 225H101L102 228H103ZM103 232L105 233L106 230L103 229ZM122 233L129 234V231L122 230ZM119 234H121V232H119ZM40 238H42V237H40ZM134 239H135V237L133 236L131 238V240H134ZM99 243L101 245L103 243V240L101 239L99 241ZM169 244H171V245H169ZM173 244H176V245L173 246V248L175 250H184V249L187 250L188 249L187 251L192 250V251H195V252H197V250H198L196 248H193L192 245H190V247H189L188 244L180 245L178 243H171V242L167 243V245H169L171 247H172ZM185 245H186V247H185ZM65 246L67 247L66 244H65ZM179 247L183 248V249H180ZM32 251H35L36 253H34ZM201 251H204V250L201 249ZM201 251H200L201 255L204 254L203 256H207L208 252L204 251L205 252L204 253V252H201ZM0 254H1L0 257H3L6 254L5 250H3L1 246H0ZM108 255L111 256V254H106V256H108ZM213 255L214 254H210L209 253L207 257L213 256Z\"/></svg>",
    "mask_w": 264,
    "mask_h": 264
}]
</instances>
